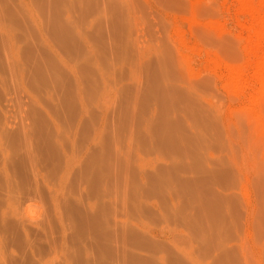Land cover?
<instances>
[{"label": "rangeland", "instance_id": "374dc122", "mask_svg": "<svg viewBox=\"0 0 264 264\" xmlns=\"http://www.w3.org/2000/svg\"><path fill=\"white\" fill-rule=\"evenodd\" d=\"M92 3L93 0H79L71 6L67 4V1L54 0H3L0 2L1 25L10 28L15 45L13 47L14 52L16 51V61H27L28 55H31L26 47L28 43L39 41L42 44L43 41L49 40L54 47L62 48L60 53L62 56L67 55L68 57L71 54L73 56L79 52L81 59L90 58L91 62L92 75L89 69H86V72H81L85 70L79 71L81 72L80 78L87 73L88 78L85 79V76L83 79L86 81L82 80V84L86 86L88 83L91 88L86 86L85 93L79 94L77 90H74V93L73 88L77 87L74 86L77 82L76 78L64 68V71L68 72L67 76L65 72L62 73L66 76L64 81L67 82L68 88L70 85L69 89L75 97L72 96L71 101L68 100V105L63 106L60 102L53 107L56 112L53 117L57 119L59 125V132L56 133L58 139L56 146L62 153L71 147V141L75 142L76 154L79 153L81 157L75 170L79 173L87 165L85 155L87 138L95 139L91 148L97 159L91 184L83 181L84 176H73V179L65 184L67 197L62 201L63 229L69 235L68 239L71 244L75 243L69 251L70 256L68 254L67 257H61L60 264L78 263L75 255L78 253L85 255V252L76 251V248H80L82 244L84 247H91L94 235L99 232L94 234L97 224L95 223L94 228L90 216L87 215V212L90 213L89 204L93 202V196L96 198L95 194L101 196L106 193L103 196H105L108 208L104 209L101 222L105 220L107 223H112L116 214L126 225L142 229L137 231L139 233L142 231L145 233V230L146 232L153 231L152 228L159 230L162 227H174L170 218L161 215L162 210L163 215H167L164 208L167 211H173V203L168 202L170 193H168L169 196H164L165 200H162L163 196L159 193L160 197L157 193L159 200L156 195L152 199L146 198L153 197V194H147L148 191L145 193L139 189L137 192V187L142 183L141 174L138 173L141 163L151 164L152 161H156L158 165H163L161 158L171 157L170 153L177 148L175 145H179L178 142L167 145L158 144L157 138L166 130L162 126L161 119L171 113H174L182 124L178 136L180 137L181 132H185L184 135H189L193 141L191 144L187 143L188 152L193 151L200 159L210 158L211 162L218 167L217 159H224L227 162L228 168L226 167L225 170L222 168L226 179L219 184L225 187L219 186L218 183L211 187L215 192L228 189L226 194L234 187H239L232 208L221 202V207L225 205L222 210L232 213L234 209L233 218L240 225L244 215V204L247 203L251 208V230L249 232L240 226L232 228L229 218L226 228H215L214 233L217 237L226 236L237 239L240 248L234 264H264L262 210L264 206V173L262 175L264 167V0H171L170 3L163 0H101L97 6L101 15L115 16L117 7L125 14V25L127 26L125 27L127 36L125 42L128 47L127 53L123 55L115 49L102 52L99 48L100 39L95 29L91 32L87 30L86 24L84 27V23L80 22L84 19L91 23L95 21V15L88 12ZM2 5H9V9L14 6L12 14L14 10L16 14L10 16L11 11L10 13L6 10L2 11L4 9ZM69 8L76 10V12H70L71 14L74 12L72 15L76 13L77 15L74 16L81 17L80 20L78 19L79 22L76 20L75 29L79 28L82 33L77 31L79 35H76V30H74V34L78 36L76 39L80 37L77 39L78 42L75 39V44L79 49L75 48L76 53L72 49L64 52V44L55 36L54 30L55 11H62L68 18ZM42 29L45 30L44 33ZM107 40L109 41L108 38ZM70 43L72 46V42ZM59 65L63 66L60 63ZM62 74L56 73L55 79L63 78ZM15 82L13 84V80H10L6 87L0 84V99L5 97L6 92H11L14 98L9 107L10 116L12 115L11 118L20 130L23 129L32 137L34 129L36 130L35 118L39 121H49L50 117L46 114L50 111L47 110L50 109L47 106L49 102L45 100L47 97L44 92L41 94L35 87L29 84L26 86V83H20V87L18 79ZM155 83L169 84L180 91L170 90L163 94L154 88L152 90ZM7 86L10 88L6 89ZM18 87L22 93H19ZM35 89L38 92H35ZM23 91H26V94ZM35 94L44 99L39 100ZM26 95L29 97L35 95L34 98H36L29 101ZM31 106L37 109H34L37 111L35 118L31 114L33 112ZM80 112L83 118L78 127ZM197 118H204L207 123L202 124ZM39 125L43 128L41 123ZM146 127L149 128L148 132L145 131ZM77 128L78 132L75 133L74 130L76 131ZM140 132L147 138V141L140 136ZM187 171V176H195V169L189 168ZM171 174L175 176L173 171ZM201 183L202 185L197 184L193 191L196 190L199 195L203 196L205 193L208 196V185ZM174 195H176L174 203L180 200L176 206L181 215L188 217L194 215L199 218V216L203 217L205 212H208L207 215L212 214L209 211L210 208L214 209L213 211H219L216 209L219 206L212 208V204H208L211 207L207 205L208 202L200 210V204L193 200L189 189L180 188L179 193L176 192ZM166 198L169 199L166 200ZM135 200L139 205L132 204ZM158 200L160 205L157 203ZM29 203L30 215L38 217L43 214L46 228L49 231L48 219L50 217H48L47 202L41 204L39 200L34 199ZM141 206L152 207L156 214H145V212L142 214ZM222 210L220 209L221 212ZM202 220L199 223L203 226L202 228H206L209 221ZM229 226L231 230L227 232ZM191 229H184L181 235L172 234L177 239L170 234H167L168 238L156 237L155 239L147 235L152 239L151 242L156 243H153L154 246L130 238L132 245L135 243L136 247L137 245L144 247L138 246L143 249L142 252L134 245H129L131 240L128 237L129 241L126 239L121 241L122 237L119 239L116 235H109L104 240L107 244L108 242L113 243V245L110 244L112 248L116 247L113 250L118 251L119 256L123 250L127 252L130 249L137 251L138 254L141 253L140 256L144 255L143 258L151 259L152 256L159 258L157 259L158 264H173L174 260L169 257L170 254L177 255L180 261L185 256L182 260L185 264H188L189 261L186 260L190 258L191 264H212V260L202 253V249H199L204 246L206 243L204 239L209 236L206 229L197 231ZM79 233L82 234L78 236ZM84 235H86L85 240ZM162 240L167 241L166 244ZM119 241L121 242L118 243ZM175 241H178L179 245ZM124 243L128 246L124 247L126 245ZM110 244H108L109 251L112 252ZM116 244L119 249L121 246L123 250L120 249L119 252ZM97 245L99 247L98 243ZM163 245H167L165 249L160 248L164 247ZM151 247L155 248H152L153 253ZM99 248L103 250L98 252L103 254L102 263L115 264L116 258H109L112 257L109 251L103 247ZM95 249L93 251H97ZM121 259L124 264H137L132 260L133 263H128L127 260L130 261V259L126 260L123 257ZM182 261L180 264H184Z\"/></svg>", "mask_w": 264, "mask_h": 264}, {"label": "bare ground", "instance_id": "6f19581e", "mask_svg": "<svg viewBox=\"0 0 264 264\" xmlns=\"http://www.w3.org/2000/svg\"><path fill=\"white\" fill-rule=\"evenodd\" d=\"M54 1H63V2L67 1L68 5L71 4V6H73V3H77L79 0H54ZM99 1L101 0H93L92 5H90L88 8V12L91 13L92 15H95V18H94L95 21H92V23L90 21H85L87 19L80 20L81 19L80 16L78 17L74 16L76 13L72 15L74 12H76V10H74L73 8H69L68 10L69 12L65 11L68 13L67 14L68 18L65 17L66 14H63L62 11H55V15H54L55 20H56V23H55L56 25L54 29L55 36L58 37L63 42L64 52H67L71 49L73 52L74 51L75 53L77 52L75 50V48L78 49L77 45L75 44V39L76 37H78L76 35H79L77 34V31H79V28L78 30H76L75 24H76V20L78 22L80 20V22L84 23V27H85V24L87 25V30H90L92 32V29L93 30L95 29V32L98 34L99 39H100L99 48L101 49L102 52L112 51L113 49H115V51L119 52L121 55L127 53L128 45L125 42L127 39V36L125 34L126 32L125 27H127L125 25V14L120 8L117 7L115 9V14H116L115 16L101 15V11L97 7L99 5ZM163 1L169 2V3L171 2V0H163ZM0 2H3V0H0ZM8 3L9 2H7V4ZM2 6L4 7L2 11L4 10H6L7 12L11 11L10 16H13L14 14H16L14 10L15 9L14 6L12 7L14 8L13 9L14 14H12L13 13L12 8L9 9L8 7L9 5L8 6L2 5ZM72 11L74 12L71 14L70 12ZM69 13L71 15H69ZM78 15H80V13H78ZM1 24L2 23L0 21V84L5 85L6 87L7 83H9L10 80L11 81L13 80V84H15L16 83L15 80L18 79L19 85L20 83H26V86L27 84H29L31 85V87L32 86L33 88L35 87L38 91L41 92V94L44 92L45 97H47L45 100L49 102V105H47V103H44L45 102L44 100H43L44 101L43 103L49 106L50 108V109L46 108L47 110H50V111H47V112L45 111V112L50 118H48L49 121L47 122L45 120L39 121L38 118H35L37 115L36 114L37 109L34 108L36 109L34 110L31 106V110L33 111L31 114L34 116L35 121H36V130L34 129V133L32 134V137H31L28 135V132L24 131L23 129L20 130V128L17 127L16 123L11 118L12 115L10 116L11 112H10L9 107L11 106V102L14 98L10 94L11 92L10 93L6 92L7 94L5 93V97L3 99L2 98L0 99V264H60V258L63 256L67 257L70 249L74 247L72 244L75 243V242H72L71 244L70 239H68L69 235H67L63 229L62 201L63 199H65V197H67L66 196L67 192L65 191V187H66L65 184H67V182L70 179H73V176H79V177L84 176L83 181L85 180L87 184L88 183L91 184L90 182H92L94 179L93 175H94L95 168H96L94 165L97 162V159L96 157H94L95 153H93L92 148H91V146L94 144L95 139L91 137H90L91 139L87 138V145L85 147L87 165L85 168H83L81 172H79L80 174L75 170L76 164L78 160L81 158L79 157L80 156L79 153L76 154L75 142L71 141L70 143L71 147L69 149H65L64 152L62 153L56 146L58 142L56 133L59 132V127H58L59 125H58L57 119L53 117V114L56 113L53 107H56L58 103L60 104V102L63 106L68 105L67 104L68 100L71 101L73 94H72V91H70L69 89L70 85L68 88L67 82L64 81V78H66L67 76L66 73H68L69 71L75 76L76 81H77L75 82L76 84L74 85L77 87L76 89L73 88V91L77 90V92L81 94L82 92L85 93V91H87L86 86L88 88L89 87L91 88V86L88 85L87 82H86L87 83L86 86L82 84V80H84L83 78L85 76H86L85 79L88 78L87 73L85 74V76L82 75L84 76L83 78L79 77V74L81 72H86V69H89L88 71H90L89 73H91L92 75V71H91L92 69L90 70L91 62L89 60L90 58L81 59V57L79 56L81 55V53L78 55L79 52L74 54L73 56L72 54L69 55L68 56L69 58L66 57L67 55L62 56L60 54L62 52V48L58 47L59 48L58 49L56 48V46L54 47V45H52V43H50L51 41L49 40H46V42L43 41L44 43L42 44L39 41L36 43L35 42L28 43L26 47L28 49V52L31 53V55L30 54L28 55L26 62L16 61L17 60L16 55H15L16 51L14 52V47H13L15 45L13 43L14 40L12 39V35L10 34L11 33L9 30L10 28L8 29L6 25L2 26ZM35 25H37V23H35ZM42 25L44 24L42 23ZM74 30H76L75 31L76 35L74 34L75 33ZM38 31H39V28H38ZM43 31L45 30L42 29V32ZM80 36L82 38V35ZM83 38H84V35H83ZM107 38L109 39V41L107 40ZM73 39L74 41H72ZM77 39H76V42H78ZM70 42H72L73 47L71 46ZM79 47H80V44H79ZM77 56H79V58ZM56 60L59 62L57 63ZM59 63L63 65L62 66L63 68L59 65ZM64 68L68 70V72L64 71ZM81 70H85V71H81ZM79 71L81 72L79 73ZM63 72H65L64 74H66V76L62 74ZM56 73L62 74L63 78L56 80L54 77ZM69 78H70V75H69ZM89 79H91L90 76H89ZM8 88L10 87L7 86L6 89ZM153 88L156 91L157 90L161 91L163 94H166L170 90L174 92L180 91V89H178L177 87H174L169 84H161V83H155V86L152 87V90ZM36 89L34 91L38 92L36 91ZM18 90H20L19 93H22L19 87H18ZM23 92L24 94H26L25 93L26 91H23ZM29 95H26V98L28 97L29 101L32 99H35L36 98V97L34 98L35 95L37 96V94L31 95L33 97L31 96L29 97ZM37 97L39 100L44 99V98L41 99L40 95ZM42 97L44 96L42 95ZM81 98H83L82 95H81ZM106 100L107 99H105V101ZM73 101H74V98H73ZM73 101H72V104H73ZM28 103L32 104L30 102ZM74 104H75V101H74ZM39 107L41 108V106ZM78 118H79L78 120V127H79L80 123L82 122L83 115L82 114L79 115ZM197 119L202 124L207 123L204 118H197ZM38 123L39 124L41 123V126H43V128H41ZM161 123H162V126L166 128V130L164 131L163 134H161L157 138L158 144L167 145L170 143L176 144L178 142L179 145L178 146L175 145L177 148H175L174 151L170 153L172 154L171 157L168 156V158H161V160L163 161V165L161 164L158 165L156 161H152L151 164H145V162L141 163L142 165L138 169V173L141 174L142 183L138 187L137 186L136 187H137V192L140 189V190L145 191V193L148 191L150 193V194L147 193L148 195L153 194V197L151 196V198L146 197L148 199L154 198L155 195L158 197L157 193L158 194L160 193L163 197H161L160 194L159 196L162 198V200H165L164 196L167 197V195L169 196L168 193H170L171 201L168 198L169 199L168 202L173 203V211H167L164 208L165 214L167 215H163V210L162 212L161 211L159 212H161L162 216L166 218H170V220L174 224V227L167 226V227H162L159 230L152 228L153 231L146 232L145 230V233H143L144 231L139 233L137 231H140L142 229H138L136 226L135 228L133 226L126 225V223L122 221V219H120L116 214L114 215V221L112 223H107L105 222V220L101 222V218L105 212L104 209L108 208L107 201H105V196H103L106 193L103 195L101 194V196H99L98 194H95L96 198H94L93 196V202H90L89 204L90 213L87 212V215L90 216L89 218L91 219V222L94 223V224L92 223V226L95 228L97 224V227H98V228L96 227L97 231L95 230L94 234L95 232H98V231L99 232L94 235L92 239L93 242H91L92 245L90 244L91 247L94 249L96 248L95 250L97 251H93L94 249L92 250L91 247H84L82 244L83 240L80 238V240H82L80 241V243L82 244L83 247L81 246L80 248L79 247L78 248L75 247V248H76V251L85 252V255H81L79 253L76 254L75 259L77 258L78 263H75V264H103L104 262L102 263L101 261L103 254L98 253L103 250L99 247H103L104 249H106V251H109L108 244H110L111 242H108L107 244V242L104 240V238L109 235H113V236L116 235L117 237H119V239L122 237L121 241L123 239H126V241H129L128 238L129 239L133 238L137 241H140V243L141 241L142 242L144 241L150 246V245H153L154 242H151L152 239L149 238L147 235L152 236L154 239L156 237L168 238L169 236L167 234H170V235L177 234L178 235L184 229H191V228H193L194 231H197L198 229H206L207 234L209 236L205 239L203 236V239L206 243L204 244L202 248H199V249H202L203 251L202 253H205V255L208 256L210 260H212V264H234V259L236 258L237 253L239 252V248H240L239 244H237V241H236L237 239H234V238L231 239V237H226V236L217 237L214 231H215V228L217 229L226 228L227 222L230 218L232 228H237L240 226L242 229L249 232L251 230V208L250 206L247 203L244 204L245 205V207L243 206L244 215L240 221V225L233 218L232 214L234 213V209L232 210V213L231 212L229 213L226 209H225L226 211L224 212L222 208L225 205L228 204L232 208L235 198L238 195L237 193H238L239 186L234 187L233 189L229 190L227 194H226V191L228 189H224L223 192L221 191L215 192L211 186L215 183H218L219 185L223 181H225L226 174L224 170L228 168L226 166L227 162L224 161V159L223 160L217 159L218 165H219L218 167L216 166V164H214V162H211L210 158L200 159L199 157L195 156L196 154L193 151L188 152L187 143L191 144L193 143V141L191 140V137L189 135L187 136L184 135L185 132H181L180 137L178 136L180 130L182 129V124L180 123L179 119L174 113H171L165 116V118H162ZM148 130L149 128L146 127L145 131L148 132ZM74 132L77 133L78 128L76 129V131L74 130ZM140 136L144 140L147 141V138H145L141 134V132H140ZM150 140H151V137H150ZM189 168L195 169V176H187V172H188L187 169ZM262 170H263L262 171V175H263L264 167L262 168ZM172 171L174 172L175 176H172L171 174ZM201 182L205 183V186L208 185L207 187V191L209 194L208 196L205 193L202 196L196 193V190L193 191L194 187L197 184L202 185ZM221 187H225V185ZM180 188L189 189L190 195L192 196L193 200H195L196 202L200 204V210L208 202L207 205L212 204V208H214L215 206H219L216 209H218L219 211L221 209L223 212L221 211L219 212L216 210L213 211L214 209L210 208L211 205H208L210 206L209 211L212 212V214L209 213L207 215L208 212L207 213L205 212L204 216L203 217L199 216V218L194 215L193 216L190 215L189 217L186 215H181L178 210V207L176 206V204H179L180 200L174 203L175 196H176L174 194L176 192L179 193ZM157 197L156 199L159 198ZM34 199L39 200L41 204L46 201L49 206V216H48L50 217L48 219L49 225H50L49 231L46 228L45 218L43 217V214L38 217H33L30 215V203L29 202ZM168 199L166 198V200ZM159 200L157 201V203L160 205ZM181 200L182 202H184L183 199ZM162 202H165V201H162ZM221 202L225 203L223 207L220 206ZM132 204L139 205L137 200L133 201ZM263 205H264V200H263ZM161 206L164 207V205L162 204ZM141 210H142V214L144 212L145 214L146 213L156 214V212H154L152 207L141 206ZM262 210H263V216H264V206H262ZM145 214L143 216H145ZM202 219H205L206 222L209 221L206 228H202L203 226L200 225L199 223L203 221ZM235 224H237V226ZM147 228H148V225H147ZM230 230H231V226L227 228V232H229ZM81 234L79 233L78 236ZM86 235H84V237ZM75 236L76 235H74V237ZM81 237L83 238V235ZM115 237H114V240H115ZM85 239L86 237L84 238V240ZM174 239H177V238L175 237ZM78 240L79 239H77L76 241ZM116 240L118 241L117 238ZM121 241H119L118 243H120ZM137 241L136 243L138 244ZM162 241L164 242V244H166L165 242H167L164 240ZM131 242L132 240L129 241L130 243L129 245L133 246L135 244L134 243L135 241L133 240V243H134L133 245ZM158 242L160 243V240ZM175 242L177 243L178 241H175ZM97 243L99 244V247ZM111 244L113 245V243ZM111 244H110V248H112ZM127 244L124 247L128 246ZM177 244L179 245V243ZM87 246H88V242H87ZM138 246L144 248L141 245H137V247L135 246V248H137L140 251L141 250L143 251V249L142 248L140 249ZM165 246L160 247V248L165 249ZM115 248L116 247L112 248V252L110 251L108 252L112 256L109 258H114V259L116 258L115 264H124V262L121 259L122 257L126 260L130 259V261L127 260L128 263L134 261V263L137 262V264H158L157 259L159 258H156L154 256H152L151 259L143 258L144 255L140 256L141 253L138 254L137 251L134 252L133 250H130V249L127 251L128 248L125 249L127 252H123L124 250L121 249V246H120V249L123 250L122 251L123 254H122V252H120L121 250L119 249L117 245V248L119 249V252L122 255V256L121 255L119 256L117 254L118 251L113 250ZM152 248L154 247H151V252H152ZM155 248H157V246ZM193 251H195V249H193ZM162 253H164V251ZM176 256L174 254L169 255V257L174 260L173 264H180L181 261L185 258L184 256V258L181 259L180 261L179 257L177 258ZM187 257H188V254H187ZM196 257H197V254H196ZM190 259L186 260V261H189L188 264L190 263ZM182 262L185 264V261H182ZM70 264H74V263H70Z\"/></svg>", "mask_w": 264, "mask_h": 264}]
</instances>
